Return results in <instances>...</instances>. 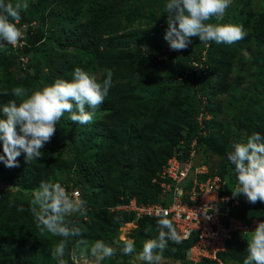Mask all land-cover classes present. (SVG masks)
Returning a JSON list of instances; mask_svg holds the SVG:
<instances>
[{"label": "trees", "instance_id": "obj_1", "mask_svg": "<svg viewBox=\"0 0 264 264\" xmlns=\"http://www.w3.org/2000/svg\"><path fill=\"white\" fill-rule=\"evenodd\" d=\"M166 3L37 0L20 11L17 27L32 36V44L22 49L0 48V108L10 100L20 102L13 95L15 87L42 88L44 73L49 84L58 78L71 81L76 67L95 75L98 82L106 78V69L113 76L92 122H72L65 112L52 145L41 149V158L28 163L21 153L19 167L12 168L0 162V184L5 185L0 190V264H57L52 252L63 237L37 228L30 211L33 190L41 181L59 182L69 193L79 191L87 212L67 219L70 227L82 229V238L89 244L112 242L121 224L136 220L134 212L111 208L128 205L133 199L139 204L165 202L153 181L179 151L181 142L188 154L197 140V153H202L204 163L211 155L220 158L217 170L210 166L201 178L220 176L227 182L222 195H233L238 182L227 152L234 142L246 141L254 132L264 136V9L253 11L250 0H232L223 19L242 26L247 34L244 39L228 45L203 43L193 37L188 48L171 50L164 39ZM158 9L163 14L154 24ZM220 21L213 17L206 23ZM38 22L40 28L35 27ZM244 53L252 56L251 62L244 61ZM21 56L29 59L26 68L17 67ZM237 65L253 71L233 79ZM161 69L166 70L164 76L159 74ZM98 70L99 76L95 74ZM239 88L249 92L248 99L237 96ZM86 111L92 109L86 106ZM204 111L211 119L200 126L198 117ZM233 120L238 123L236 134ZM21 207L24 211H18ZM250 209L264 212V203H251ZM241 213V209L234 211L237 216ZM157 220L142 217L137 221L139 242L158 236ZM246 238L236 235L218 254L223 264H243L248 256ZM77 239L69 240L64 257L68 264H73L69 253ZM193 242L169 240L163 258L184 264H219L206 258L199 263L190 261Z\"/></svg>", "mask_w": 264, "mask_h": 264}, {"label": "clouds", "instance_id": "obj_2", "mask_svg": "<svg viewBox=\"0 0 264 264\" xmlns=\"http://www.w3.org/2000/svg\"><path fill=\"white\" fill-rule=\"evenodd\" d=\"M231 4L232 0H167L165 11L168 27L164 39L170 49L188 48L193 37H198L203 43L214 41L228 45L244 39L247 34L240 25L206 23L213 17L217 21L222 20ZM27 8L26 0H17L15 4L11 0H0V48L16 45L22 39L23 32L17 24L20 11ZM199 68L202 72V67ZM105 72L106 78L98 82L95 75L76 67L71 81L58 78L52 84L33 90L15 87L12 92L20 102L10 100L0 108L3 117L0 118V146L3 150L0 162L12 168L19 167L17 158L21 153L28 163L41 158V149L50 142L65 112L70 114L72 122H92L95 109L104 102L112 86L113 73L110 69ZM86 106L92 111H86ZM227 159L234 166L233 172L238 182L233 196L243 194L249 203H264V136L254 132L246 141L234 142L227 152ZM201 163H204V159ZM30 204L37 228L63 237L52 252L57 264H68L64 257L69 240L74 237L80 239L75 241L69 253L73 264H101L105 258L115 254L116 250L104 241L96 240L90 245L82 238L81 228L69 226V216H84L87 212V202L79 198L78 192L69 193L59 182L41 181L38 188L33 190ZM18 211L24 209L21 207ZM254 223L255 227L246 231L248 256L243 264H264V220ZM137 225L136 222L135 227ZM157 231L156 238L143 243L140 258L146 264H160L169 240L180 243V236L172 221L163 215L157 220ZM119 239L125 241L124 237ZM134 251V242L126 241L123 254L129 255ZM202 260L190 261L199 263Z\"/></svg>", "mask_w": 264, "mask_h": 264}, {"label": "built area", "instance_id": "obj_3", "mask_svg": "<svg viewBox=\"0 0 264 264\" xmlns=\"http://www.w3.org/2000/svg\"><path fill=\"white\" fill-rule=\"evenodd\" d=\"M210 119L211 116L204 111L198 117V122L203 126L204 121ZM197 144V140H194L186 154L184 143L181 142V150L168 160L155 177L153 183L160 187L165 202L139 204L133 199L128 205H119L115 209L111 208V211L134 212L136 220L128 224L135 226L142 217L159 219L163 215L172 221L180 242L193 239L190 260L198 262L206 258L223 264L218 254L226 250L236 235L247 236L246 231L255 227L254 221L264 220V217L248 219L251 203L243 194L236 197L230 193L222 195L227 182L220 176L215 175L207 180L201 178L209 173V168L204 163L195 167ZM237 186L238 183L232 188L233 192ZM74 192L79 193H70ZM237 209H242L246 216L234 214Z\"/></svg>", "mask_w": 264, "mask_h": 264}, {"label": "rangeland", "instance_id": "obj_4", "mask_svg": "<svg viewBox=\"0 0 264 264\" xmlns=\"http://www.w3.org/2000/svg\"><path fill=\"white\" fill-rule=\"evenodd\" d=\"M36 1L37 0H26V2L28 4V8L32 4H34ZM6 2H8V0H6ZM11 2L12 3H16L17 0H11ZM250 2L252 4L250 6H251V9L253 11H258L260 9H264V0H250ZM232 5H233V3L226 10V13H228L231 10ZM162 12L163 11L161 9H158V11L155 14L154 24L156 22H158L159 18H161V15L163 14ZM166 20H167V16L165 17V21ZM148 22H150V21L148 20ZM219 24H227V23H226L225 19H222ZM38 28H40V26ZM31 37L32 36H29L28 37V36H26V34L23 33L22 39L16 45H12V46L15 49H18V48L22 49V48H25L26 46L29 47L30 44H32V42H30ZM26 51H28V49ZM243 56H244V61L245 62H248L249 63V62L252 61L251 60L252 59V56L249 53H244ZM28 61H29V59L27 57L21 56L19 58V60H18L19 65H17V67L19 66V67H22V68H26V66L28 64ZM260 66L261 65L257 66V68L259 69ZM14 68H16V66ZM252 71L253 70H250L249 72H246V71L242 70V68H240L237 65L234 68V73L232 75V78L235 79L237 76H244V74L245 75L247 74V76H248ZM30 73L31 74H35V71L30 70ZM95 74L97 76H99L101 74V71L98 70L97 72H95ZM159 74L161 76H164L166 74V70L165 69H161L159 71ZM262 74H263L262 82H264V70H262ZM47 84H49V82L47 81L46 75L44 73L43 79H42V82H41V86L43 87V86H45ZM237 96L240 99L245 100V99H248L249 92H247L244 89L239 88L238 91H237ZM232 125L234 127L233 128V132L236 134V129H237L238 123L235 120H233L232 121ZM245 138H246V134H244V136L242 137V139H245ZM51 145H52V142L50 140V142H48V143L45 144V147H50ZM220 162H221L220 158H218L216 156L213 157L211 155V157H207L206 158L205 164L209 168H210V166H212L215 170H217L218 165L220 164ZM4 188H5V185L0 184V190H3ZM256 214H257L256 211H250L249 214H248V217L250 216L249 219H252L253 217H255ZM241 216L245 217L246 216V213L245 212H242L241 213ZM137 228H138V225H137V227H135V225H133V224H121L120 227H119V229H118L119 232L116 235V237L112 240V242H109L108 243V245H110L111 247H113L116 250L115 251V254L112 255L111 257L105 258L101 262V264H146V262L143 261L140 258V253L142 252V246H143V243L145 241L139 242L141 240V238L138 237V234H137V232H138L137 230L138 229ZM121 237L122 238L124 237L125 241L120 240L119 238H121ZM128 240H131V241L134 242L135 251L132 254L124 255L123 252H122V249L124 247L125 242L128 241ZM160 264H184V261L179 262V261H174L172 259H164L163 258L160 261Z\"/></svg>", "mask_w": 264, "mask_h": 264}, {"label": "water", "instance_id": "obj_5", "mask_svg": "<svg viewBox=\"0 0 264 264\" xmlns=\"http://www.w3.org/2000/svg\"><path fill=\"white\" fill-rule=\"evenodd\" d=\"M39 26L40 23L38 22L35 27L38 28ZM198 74H201V68L198 69ZM202 161H203V155L202 153L199 152L195 159V166L198 167ZM256 212L259 213V215L256 214L255 217L262 218L264 216V212L262 210H258Z\"/></svg>", "mask_w": 264, "mask_h": 264}]
</instances>
